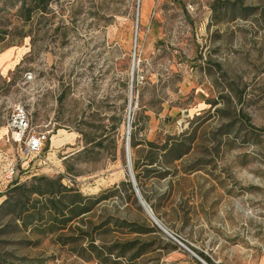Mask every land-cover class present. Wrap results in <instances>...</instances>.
Wrapping results in <instances>:
<instances>
[{
	"label": "rangeland",
	"instance_id": "rangeland-1",
	"mask_svg": "<svg viewBox=\"0 0 264 264\" xmlns=\"http://www.w3.org/2000/svg\"><path fill=\"white\" fill-rule=\"evenodd\" d=\"M201 254L264 264V0H0V264Z\"/></svg>",
	"mask_w": 264,
	"mask_h": 264
},
{
	"label": "built area",
	"instance_id": "built-area-1",
	"mask_svg": "<svg viewBox=\"0 0 264 264\" xmlns=\"http://www.w3.org/2000/svg\"><path fill=\"white\" fill-rule=\"evenodd\" d=\"M8 128L15 135L16 141L21 145L28 155L40 154L47 143L48 132L32 129V121L29 111L24 105L15 106L8 122ZM15 166H11L6 173L8 178L16 174Z\"/></svg>",
	"mask_w": 264,
	"mask_h": 264
},
{
	"label": "water",
	"instance_id": "water-1",
	"mask_svg": "<svg viewBox=\"0 0 264 264\" xmlns=\"http://www.w3.org/2000/svg\"><path fill=\"white\" fill-rule=\"evenodd\" d=\"M127 161H128L129 171H130V178H131V181H132L133 185L135 186V189L137 190L138 197L140 198L142 204L146 208L148 214L156 221V219L153 216V213H152L151 209H149V207L146 205V203L142 199L138 189L136 188V178H135V175H134V172H133V168H132V161H131V153L130 152L128 153Z\"/></svg>",
	"mask_w": 264,
	"mask_h": 264
},
{
	"label": "trees",
	"instance_id": "trees-1",
	"mask_svg": "<svg viewBox=\"0 0 264 264\" xmlns=\"http://www.w3.org/2000/svg\"><path fill=\"white\" fill-rule=\"evenodd\" d=\"M181 157V155H178L177 157H176V159H178V158H180ZM75 210H77V212H78V214H83V213H86V212H88L90 209L89 208H87V207H85V205L84 204H82V203H77L76 202V204H75ZM210 264H214L212 261H211V259L210 258H208L207 256H205L204 254H201Z\"/></svg>",
	"mask_w": 264,
	"mask_h": 264
},
{
	"label": "bare ground",
	"instance_id": "bare-ground-1",
	"mask_svg": "<svg viewBox=\"0 0 264 264\" xmlns=\"http://www.w3.org/2000/svg\"><path fill=\"white\" fill-rule=\"evenodd\" d=\"M129 146H130V144H129Z\"/></svg>",
	"mask_w": 264,
	"mask_h": 264
}]
</instances>
